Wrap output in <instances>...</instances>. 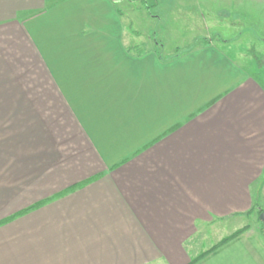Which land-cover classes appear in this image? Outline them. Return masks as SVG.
Wrapping results in <instances>:
<instances>
[{
  "label": "crops",
  "instance_id": "1",
  "mask_svg": "<svg viewBox=\"0 0 264 264\" xmlns=\"http://www.w3.org/2000/svg\"><path fill=\"white\" fill-rule=\"evenodd\" d=\"M219 40L138 53L116 0H0V264H189L264 207V83Z\"/></svg>",
  "mask_w": 264,
  "mask_h": 264
},
{
  "label": "rangeland",
  "instance_id": "2",
  "mask_svg": "<svg viewBox=\"0 0 264 264\" xmlns=\"http://www.w3.org/2000/svg\"><path fill=\"white\" fill-rule=\"evenodd\" d=\"M116 1L125 16L126 41L129 43L142 48L158 43L163 54L169 56L177 52L178 46L180 51H184L208 35L217 40L220 37V42L227 40L225 46L230 48L231 55L241 57L239 60L244 61L246 69L264 83V0H252L250 3L249 0ZM246 2L248 6L244 7ZM200 4L208 5L212 10ZM195 37L197 41L193 39ZM255 205L264 209L258 203ZM259 209L235 218L220 219L219 232L210 231V242L205 240L204 245L218 244L241 228L256 229L264 242V233L261 232L264 225L257 213ZM200 241L196 240V247Z\"/></svg>",
  "mask_w": 264,
  "mask_h": 264
},
{
  "label": "trees",
  "instance_id": "3",
  "mask_svg": "<svg viewBox=\"0 0 264 264\" xmlns=\"http://www.w3.org/2000/svg\"><path fill=\"white\" fill-rule=\"evenodd\" d=\"M130 49L135 50L138 53H143L144 51H146V49L140 47L139 45H133ZM256 208L259 209V207L257 205L254 204V206L252 207V209L250 210V212L256 210ZM264 211V209L260 208L259 210H257L258 215H260L262 212ZM245 230H247V228H241L239 230H237L235 233H233L232 235H229L227 237H225L223 240L220 241V243L215 244L213 247H211L210 249L204 251L203 253H201L200 255H198L197 257H194L191 262L189 264H194L195 262H197L200 258L204 257L205 255H207L208 253H210L211 251L215 250L217 247H219L220 245L226 243L227 241H229L230 239H233L234 237L238 236L239 234L243 233ZM261 232L264 233V226L261 227Z\"/></svg>",
  "mask_w": 264,
  "mask_h": 264
},
{
  "label": "water",
  "instance_id": "4",
  "mask_svg": "<svg viewBox=\"0 0 264 264\" xmlns=\"http://www.w3.org/2000/svg\"><path fill=\"white\" fill-rule=\"evenodd\" d=\"M260 218H261V220L263 221V225H264V212H262V213L260 214Z\"/></svg>",
  "mask_w": 264,
  "mask_h": 264
}]
</instances>
